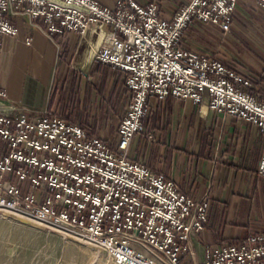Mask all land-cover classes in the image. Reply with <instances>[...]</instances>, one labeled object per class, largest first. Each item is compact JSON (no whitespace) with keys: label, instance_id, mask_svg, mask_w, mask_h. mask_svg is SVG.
<instances>
[{"label":"built area","instance_id":"1","mask_svg":"<svg viewBox=\"0 0 264 264\" xmlns=\"http://www.w3.org/2000/svg\"><path fill=\"white\" fill-rule=\"evenodd\" d=\"M180 1L165 19L156 0H0V57L1 36L17 32L11 16L51 39L102 34L93 59L119 70L132 93L112 144L59 114L24 113L0 84V210L92 240L114 264H264V232L204 245L195 263L194 237L207 227L210 200L128 155L150 98L205 104L264 137V102L242 89L249 78L182 44L194 20L230 33L239 0ZM255 5L264 8V0ZM258 172L264 176V160Z\"/></svg>","mask_w":264,"mask_h":264},{"label":"crops","instance_id":"2","mask_svg":"<svg viewBox=\"0 0 264 264\" xmlns=\"http://www.w3.org/2000/svg\"><path fill=\"white\" fill-rule=\"evenodd\" d=\"M98 2L106 5L100 0ZM113 2L107 6H112ZM173 14L160 10L161 17L165 19H172ZM8 21L17 29L16 34L12 36H1L0 84L9 99L30 116L44 111L53 114L65 111L66 115L68 110L73 111L72 115L82 113L84 117L71 119L69 116V119L72 123L85 126L96 124L95 134L103 132L99 125L113 114L109 92L116 84L115 93L119 98V78L121 79L123 74L117 69L94 61L101 66V73H108L105 78L101 75L99 83L106 88V94L94 95L90 86L92 92L85 97L83 110V82L78 79L80 70L74 67L77 72H67L70 65L66 59L60 57V48L66 47L63 45L66 39L58 35L52 39L48 38L25 17L11 16ZM86 35L95 37L90 32L83 37ZM79 37L71 32L66 38L71 42ZM98 45L99 39L96 47ZM85 63L83 61L82 64ZM59 67L58 81L55 77ZM119 73L121 76L118 78ZM242 74L255 83L254 87H251L253 91L264 94V69L252 75ZM64 77L69 82V88L63 87L61 90L60 84ZM56 85L58 88L55 91ZM70 100H75L74 108L68 106ZM150 100L156 101L153 111L156 112L154 122L157 126L151 128L150 139L143 136L144 138L139 140L138 151H146L145 165L156 174L173 180L192 198L208 197L210 200L208 231L195 235L196 248L206 241L223 242L230 238L239 241L249 233L264 232V208L259 197V193L264 192V176L258 172L260 161L264 160V137L257 127L238 118L217 115L205 104L201 106L179 99ZM175 113L179 116V123L176 128L169 127L168 133H164V127L160 125H170L169 119ZM85 130L88 132L90 127ZM137 160L141 161V157ZM246 203L251 205V209L247 214V226H242L235 223V220L239 217L243 219L240 211L246 209ZM225 219L230 223L225 222Z\"/></svg>","mask_w":264,"mask_h":264},{"label":"rangeland","instance_id":"3","mask_svg":"<svg viewBox=\"0 0 264 264\" xmlns=\"http://www.w3.org/2000/svg\"><path fill=\"white\" fill-rule=\"evenodd\" d=\"M100 1L106 5H110V3L113 2V0ZM135 1L138 4L144 5L150 0ZM156 1L159 3L160 10H163L165 13H174L182 3L180 0ZM183 32V46L192 47L202 53L206 52L210 54L215 59L221 60L234 72L237 71L241 74L247 73L252 75V73L264 69V8H258L255 5V0H239L232 15L230 33L225 34L211 24L201 23L195 20L190 22L189 26L186 27ZM66 37H64V40L66 39V41L63 43L66 47L64 48V46H61L60 48V57L63 60L66 59L70 65L66 71L80 70V72L78 71V79H82V91L86 82L89 83L94 90V93L92 90L90 93L92 92L94 95L98 93L100 94L99 87L101 85H99V83L103 72L101 73V66L95 64V60L93 59L96 51V37L86 35V37L72 39L71 42H68ZM90 49H93L92 55L90 54ZM83 61L86 62V65L82 64ZM84 65L86 67H84ZM74 67L77 69H73ZM59 71L60 67L57 69L55 79L57 78ZM56 80L59 81V78ZM250 83V88H253L255 83L252 82L251 79ZM63 87L66 89L69 88V82L65 77L62 78L60 89L62 90ZM57 88L56 85L55 91ZM105 91L106 88L103 85L102 93L104 94ZM253 94L256 98H260L259 101L264 102V94L257 91H253ZM162 100L176 101L178 99L167 98ZM74 104L75 100H70L68 106L72 108ZM127 105L122 109L118 107L119 109L116 111L112 109L113 114L111 117L108 119L105 117V122L99 125L100 128H103V132H98L97 134L92 135L101 134L112 144L115 143L116 137L114 134H111V130L117 128L118 119L126 111ZM155 105V100L149 99V101H147V108L143 117L146 123L143 124L142 130L134 135L133 141L128 150V155L131 159L137 160L140 156L141 162L146 165V151H141V153L138 151L140 144L139 140H142L144 137H149L150 139L149 133L151 128L157 126V124H155L156 122H154L156 120L154 118L156 112L153 111ZM67 112L68 115H66L65 111H58L54 114L61 115L67 121L69 116L73 119L75 113L72 115L73 111L71 110H68ZM79 115L84 117L82 113ZM178 117V114L175 113L173 114V117H170L171 119H169L171 121L170 125L165 124V126H163V123L160 125V127H164V133H168L169 127H172L171 129L176 128L177 123H179V121H177ZM259 197L260 203L264 208L263 191L259 193ZM246 205L247 211L245 208L240 211V216L242 215L243 219L239 217L235 220V223H240L242 226H247V214H249L251 209L249 203H246ZM13 214L17 215L7 210H0V264H113L110 256H108V254H106L105 251L92 240L90 241L81 235L63 228L50 226L48 224L46 225L34 218L31 220L18 214L24 217L23 219L29 221V223H24L19 219L13 218ZM262 214V219L264 220V211ZM254 221H252V223ZM225 222L230 223L227 219H225ZM209 224L212 226V223L209 222ZM206 231H208L207 227L203 232ZM198 239L201 240L199 236ZM233 240L235 239L230 238L225 241ZM225 241H206L201 244V247L196 248L195 246V263H198L201 260L202 247L204 245L210 243H224ZM192 263L193 262L190 261L186 264Z\"/></svg>","mask_w":264,"mask_h":264},{"label":"trees","instance_id":"4","mask_svg":"<svg viewBox=\"0 0 264 264\" xmlns=\"http://www.w3.org/2000/svg\"><path fill=\"white\" fill-rule=\"evenodd\" d=\"M189 26V25H188ZM107 72H105L104 74H103V77L105 78L106 76H107ZM122 74V73H121ZM121 74L119 73V75H118V78L121 76ZM119 81H120V85H119V87H120V89H119V98H118V96H117V93H115L116 92V90H115V86H116V84L111 88V90H110V94H111V97H110V101H109V103H110V108H112V109H114V111H116L117 109H119V108H123L124 106H126L128 103H129V101H130V99H131V97H132V93H130V91L127 89V87L125 86V78L123 77V75H122V78L120 79L119 78ZM75 84V82H74V80L72 79V85H74ZM78 85V84H77ZM242 89H245V88H242ZM99 90H100V92L102 93L103 92V85L102 86H100V88H99ZM245 90H248V91H251L252 93H253V89L252 88H246ZM90 91H91V89H90V85H89V83H86L85 82V85H84V89H83V97H82V105H83V107H82V109L84 108V105L86 104V100H85V97L87 96V95H89V93H90ZM116 94V95H115ZM112 95L114 96L115 95V97L113 98L112 97ZM258 100H260V98H257ZM119 107V108H118ZM84 110V109H83ZM106 111V110H105ZM81 117V115H79V114H77V113H75V116H74V119L76 118V119H79ZM68 119V122H70V123H72L73 121L71 120V119H69V118H67ZM142 122H143V124H145L146 122H145V119L143 118L142 119ZM95 123V122H94ZM73 124V123H72ZM76 124H79L82 128H87V127H90V130H88V132H89V134H95L96 133V131H95V127H96V124H94V125H92V124H88V125H82L81 123H76ZM111 134H114V136H115V134H116V129L115 130H111Z\"/></svg>","mask_w":264,"mask_h":264},{"label":"bare ground","instance_id":"5","mask_svg":"<svg viewBox=\"0 0 264 264\" xmlns=\"http://www.w3.org/2000/svg\"><path fill=\"white\" fill-rule=\"evenodd\" d=\"M101 37H102V34L100 35L99 43H100V41H101ZM90 50H91V49H90ZM90 54L92 55V50L90 51ZM91 55H90V56H91ZM12 217L15 218V219H18V218H24V217H22V216H20V215H18V214H17V215H14V214H13ZM113 264H114V263H113Z\"/></svg>","mask_w":264,"mask_h":264},{"label":"water","instance_id":"6","mask_svg":"<svg viewBox=\"0 0 264 264\" xmlns=\"http://www.w3.org/2000/svg\"><path fill=\"white\" fill-rule=\"evenodd\" d=\"M20 221H22V222H24V223H29V221L28 220H26V219H23V218H18Z\"/></svg>","mask_w":264,"mask_h":264}]
</instances>
